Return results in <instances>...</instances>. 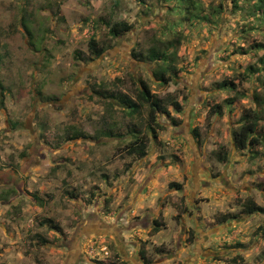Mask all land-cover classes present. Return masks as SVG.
Here are the masks:
<instances>
[{"label":"rangeland","instance_id":"obj_1","mask_svg":"<svg viewBox=\"0 0 264 264\" xmlns=\"http://www.w3.org/2000/svg\"><path fill=\"white\" fill-rule=\"evenodd\" d=\"M191 1L0 0V264H264V120L258 144L233 140L244 109H264L263 71H247L264 15ZM117 20L131 29L113 36ZM140 80L167 105L160 126L123 100Z\"/></svg>","mask_w":264,"mask_h":264},{"label":"trees","instance_id":"obj_2","mask_svg":"<svg viewBox=\"0 0 264 264\" xmlns=\"http://www.w3.org/2000/svg\"><path fill=\"white\" fill-rule=\"evenodd\" d=\"M238 0H234L236 3ZM253 5L256 11L261 12L264 15V0H252ZM186 2L193 4L191 0H186ZM131 29V24L124 20H117L110 24L109 33L113 36H119L128 32ZM259 48H264V46L260 45ZM88 51L89 57H99L104 49L102 46L98 44L96 39L90 38L88 40ZM142 55V54H141ZM146 58L149 59H162L166 61V53L165 51L159 52L156 49H151L150 52L145 54ZM170 67L172 70H170ZM263 71V79H262V87L264 91V52L257 57V68H253V64L247 66V71L253 73V71ZM179 74V70L168 62L167 67L159 68L154 71V75L157 77L158 81L162 83L169 82L173 77H177ZM232 81L223 80L219 83L220 87H225L227 84ZM107 98L106 95H104ZM257 97V96H256ZM124 102L130 107L129 112L135 113L139 110L140 105H145L147 107V117H148V125L153 128V125L160 126L157 121V113H168V108L165 103H162L161 99L155 98L154 94L151 92L149 85L147 82L140 80V85L137 86L133 99L129 96H124ZM232 100H227L228 103H231ZM168 104V103H167ZM169 104L174 105L177 110L180 109L181 105L177 102H169ZM260 105V103H259ZM219 109V105L214 106ZM241 124L233 133V140L235 146L240 149H245L249 145L258 144L260 142L259 135L257 134V130L259 129V123L261 120H264V109L263 108H246L243 111L242 116L240 117ZM83 135V134H81ZM76 137V135H74ZM133 145H131L130 152L136 151L140 155H144L146 148V141L139 137H136L133 140ZM216 156L219 160L225 161L228 158L227 150H225L222 146L217 150ZM169 187L180 188L181 184L177 182H170L168 184ZM262 207L255 203L252 198H246L243 203V211L245 213H253L257 211H261ZM155 226L153 227L154 231L159 230L160 222L155 220ZM40 224H46L51 228H58L57 224L52 222L50 218H44L40 221ZM227 264H246L239 260V256L232 257L230 262Z\"/></svg>","mask_w":264,"mask_h":264}]
</instances>
